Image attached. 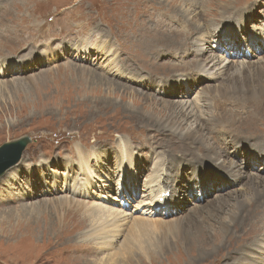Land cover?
Here are the masks:
<instances>
[{"label": "rangeland", "instance_id": "obj_1", "mask_svg": "<svg viewBox=\"0 0 264 264\" xmlns=\"http://www.w3.org/2000/svg\"><path fill=\"white\" fill-rule=\"evenodd\" d=\"M194 6L202 10L194 13ZM247 7L256 9V12H250L253 16L248 24L249 29L252 26L260 29L261 22H264V0H0V62L14 63L8 66V70L0 67V80L16 86L13 89L6 86L0 93V146L23 136L32 138L20 161L0 178V264H241L244 262L243 256H248V264L263 261L261 249L264 245L261 247L259 243L264 242V211L257 216H244L245 212L241 215L233 203L247 202L243 211L250 208L248 199L251 202L264 199L261 197L264 185L255 182L247 187L249 178L264 180V163L253 161L244 153L233 156L231 148L224 152L227 162L223 167L232 160L240 164L246 176L241 182L242 186L234 185L233 181L224 185L222 171L228 170L218 167L223 158L215 161L200 155L191 157L173 149L170 156L177 157L172 162L170 156L163 159L167 166V177L179 180L190 172V178L196 174H206L207 182L211 181L210 186L200 199L196 198L195 191H186L189 192L186 196H179L183 208L176 215L167 214L163 208L157 213H146L149 219L164 218L172 222L194 215V208L200 206L204 211L201 216L211 214L197 221L201 224L198 226H204L210 232V238L200 242L178 239L174 234L167 235L158 228L153 230V239L163 243L149 250L134 245L129 252L116 254L115 261L110 258L123 248L126 236L134 232L131 220L150 206L143 201L148 193L144 188L146 178H138L140 189L136 194L133 193L134 184L127 182V176L135 173L136 163L128 156L127 150L138 152L145 160L146 167L141 175L148 178L149 159L156 146L163 141L158 135L159 130L153 131L143 126L139 120V110L146 113L150 102L152 106L162 107L169 101L174 102L178 110L182 106L186 110L189 103L196 102L194 112L198 113L202 123L207 124L208 119L215 120L217 115L215 109L202 104L204 96L210 97L214 86L221 85L226 75H239L242 66L246 67L249 60L254 65L264 62V53L252 54L241 43L242 37L239 36L241 49L238 50L242 51L237 57H227L228 66L225 69L228 71L216 82L205 78L201 80L203 88L190 91L178 87V84H171L173 95H160L145 88V79L169 80L172 76L170 73L179 68L174 64L193 59L189 54L187 57V53L176 55L166 50L161 56L160 50H180L184 44L199 39L205 56H210L214 45L207 44L203 40L206 37L198 36L196 32L187 34V28L194 26V29L198 27L200 30L208 26L211 33L216 34L215 24L220 19L224 20L236 10ZM163 9L176 18H168L163 14ZM97 33L108 35L105 37H109L112 44L111 53L104 55L92 49L93 56L87 58V53L81 52L80 48L95 47ZM51 49L58 51L60 56L54 57L49 52L47 59L44 53ZM222 51L225 52V49ZM243 54L248 58L242 57ZM30 59L33 62L25 63ZM84 68L111 78L115 85L90 86L84 83L86 78L78 74ZM125 77L128 79L124 80ZM118 83L128 88L121 89ZM137 93L145 96H137ZM146 95H150L151 99ZM199 97L201 102L196 99ZM128 108L130 113L127 112ZM260 110L264 113L261 104ZM241 112L243 117H248L245 109H241ZM260 119L264 121V116L253 123L243 120L240 123L243 127L240 125L239 130L249 135L261 133L259 129L264 128V122ZM198 152L202 154L201 150ZM156 160L155 156L154 162ZM206 162H210L209 168ZM41 163H45L42 172L37 170ZM178 166L183 168L182 173L176 170ZM90 167L96 171V177L104 176L101 183L99 177L96 179L100 186L97 191L92 190ZM154 168L159 170L156 165ZM12 169L17 172L10 176ZM155 172L150 173L149 178ZM256 187L259 193H252L248 189ZM73 188H77L74 195L71 193ZM119 188L121 192L124 189L125 193H129V200L124 206L126 211L121 209L123 202L121 204L119 199ZM163 192L153 197H160ZM57 199L67 200L68 205L55 210L50 205L44 210L38 209V221L31 223L25 218L6 216L9 208H33L43 201L49 203ZM76 200H84L87 204L79 206ZM223 203L225 205L221 207ZM96 205L104 207L105 213H109L107 210L110 209L122 214L116 219L118 227H113L112 216L107 217L108 224L105 219L100 222L108 226V237L112 236L110 240L114 249L103 245L105 231L101 225L92 224V219L87 215ZM234 212L240 215L236 224L232 218L230 221ZM48 218L49 221L46 220ZM223 222L230 228L227 233L219 230ZM190 226L191 222L186 223L183 232H196ZM93 232L97 236H93Z\"/></svg>", "mask_w": 264, "mask_h": 264}, {"label": "bare ground", "instance_id": "obj_2", "mask_svg": "<svg viewBox=\"0 0 264 264\" xmlns=\"http://www.w3.org/2000/svg\"><path fill=\"white\" fill-rule=\"evenodd\" d=\"M196 10L201 11L202 9H200L199 6L198 7L194 6V13L197 12ZM251 11L256 12V9L254 10L252 9V7H247L245 10H236V12L233 13L232 15L230 14L228 18L224 20L220 19L218 23L215 24V28L217 29L216 34H212L210 31V27L208 26H204L200 30L198 27L196 29H194V26L188 27L187 34L196 32L198 36L206 37V38H203V40L206 41L207 44L211 43L210 44L211 46L214 45V47H211L212 49L211 55L207 57L205 56L206 53L205 51H203L201 40L199 39L195 41H191L188 44H184L182 49L180 50H169L168 48L162 49L160 50L161 56L163 55V50L164 51L166 50L167 52H170L176 55H180L181 53H184V54L187 53V57L189 54L190 56L193 57V59L188 60V61L183 60L179 62L178 64H174L175 66L179 68H177L175 72L170 73L172 74V76L169 80H165V79L158 80L154 77L146 78L145 81L146 80L147 81L144 84L145 88L149 90H153L155 94L156 93H159L160 95L168 94L172 96L173 92L170 89L171 84L173 85L178 84L179 85L178 87H181L183 89H187V91H190L193 88L195 89L199 87L203 88L204 85L201 84V80H205V78L212 79L213 81L216 82L217 79L225 73V71H228L225 69L228 66L226 65L227 60H228L227 57H230L231 55H235L237 57L239 55L238 53H241L242 50L241 51L238 50V49H241L240 46L238 45L239 36L242 37L241 43L244 45V47L248 51H251L252 54L264 53V22H261L262 24H261L260 29H257L254 26H252V28L249 29L248 24L251 21V17L253 16L250 13ZM163 14L167 15L168 18H176L175 15L169 12H166L164 9H163ZM165 21L171 24V22H168L167 20ZM202 29H204V31ZM105 36H108V35H104V33H97V42H96L95 47L93 48L92 47L90 48L88 46L82 47L80 48L81 52L84 51L85 53H87L86 54L87 58L88 57L90 58L93 56L91 53L92 49L93 50L95 49V52L103 53L104 55L110 54L112 44L109 42V37H105ZM45 39H47V37H45ZM224 49H225V52L222 51ZM49 52L50 54H53L54 57L60 56L58 51L54 52V50L51 49V50L45 51L44 53L46 54L47 59H49L47 55ZM245 52L246 51H243V53ZM38 57L37 59H39ZM242 57L246 59L248 58L246 54H243ZM27 62L28 63L33 62V59L25 61V63ZM232 62L233 61H231V63ZM248 62H247V66L245 65L246 67L242 66V71H240L239 75H230L227 72L228 75H226L227 76L226 80L225 81L223 80L221 85L214 86V88L212 89L213 94L210 97L204 96L205 98H203L204 100L202 104H204L205 106L211 107V109L212 108L215 109L216 110L215 114L217 115L215 120L212 118L211 120L208 119L209 121L207 124L202 123L199 116H197L198 113L196 114L194 112V110H196L195 109L196 102H194L193 104L189 103V106L186 110H184L183 106L180 110H178L177 108H175L174 102H171V101H169L168 103L162 104L163 105L162 107H157L156 105L152 106V103L150 102L148 106V112L146 113L139 110L140 112L139 120L141 121L143 126L147 128H151V130L153 131L159 130L160 134L158 135H160L161 138L163 139V141L160 142L159 145L156 146V148L158 146L159 147L153 150V155L149 159V166L147 167V171H149L150 173L157 171L154 168L155 165L156 167H159V170L155 172L151 178H149L150 173H148L147 176L149 179L146 177V175H141L146 167L145 160L141 159L140 154L138 152L131 150V149L129 151L127 150L128 156H130L132 160L136 161L135 173L133 176H127L128 178L127 182L130 184H134L133 193L136 194L138 190L140 189L138 178L139 179L146 178L144 181V184H145L144 188L146 189V192L148 193L146 194V197L143 199V201L146 203H149L150 206L147 208L145 212L136 215L134 219L131 220L132 228H133L132 230L134 232H130L126 236L123 242V245H124L123 248H121L120 250H117L116 251L117 253L112 254L110 256L112 261L113 260L115 261L116 254H119L120 252H123V253L129 252L130 250L129 248L135 247L134 245H137L138 246L137 248H140L143 250H149L154 245L156 246L158 243L159 244L163 243L160 240L157 242L153 239V234L155 233L153 230L158 229V228L163 229L164 230L163 233H167V235L174 234V236L177 237L178 239H184V240L191 239L194 242H200V240H205V239L210 238L211 236L210 232L204 226H198L201 224L198 223L197 221L204 217H210L211 214L208 212L209 214H207L206 216L204 215L201 216L203 210L200 206L197 208L195 207L196 210L194 208V213H195L194 215H191L190 217H184L183 220L177 219L175 221L168 222L164 218L154 220V219H149L146 216L147 212L157 213L158 210L162 208H163L162 210H165V212L167 211V214L173 213L176 215L183 208L180 205V199L178 198L179 196L184 197L189 192L195 191L196 198L200 199L203 196L204 190L210 186L211 181L207 182V179L205 178L206 174H204L203 176H199L196 174L195 176L190 178L192 173L189 170L188 172H190V174H186L185 176L181 177V179L179 180L173 179V178L169 179L167 177V174L165 173L167 166H165L166 163L163 161V159L168 158L171 155L173 149H178L181 152H183V154H188L191 157L195 155H200L205 158H211L215 161L217 159L219 160L223 158L224 160L221 161L222 163H219L220 165H218V167H223L224 163L227 162V158L224 156V152H228L230 148L232 149V153H234L233 156H237L240 153H244V155L246 154L247 156H249V158L253 159V161H261L262 163H264V128L259 129L260 131H262L261 133H253V135H249L250 133H246V132L239 130L240 125H242L240 123H243V120H247L245 121L247 123H253L256 120H259V117L262 118L264 116V113H262L260 110V104L264 106V62H259L258 64H255L256 66L254 65V62H252L251 60H249ZM11 64H14V63L5 62V60H3L0 62V67L2 70L3 69L8 70V66ZM216 69L218 70L215 71ZM149 73L152 74L154 72H149ZM5 74L6 72L4 73V75ZM78 74L88 79L89 81H86V79H84V83L90 86H94V85L103 86V85H108V84H110L111 86H114L115 85L114 83H116L111 78L105 77L97 72L95 73L89 68H84L81 71V73H78ZM123 79L127 80L128 78L125 77ZM119 84L120 83H118V86L121 89L128 88V86L127 87L121 86ZM6 86L7 88H10V89L16 88L15 85L13 84L8 85V83L0 80V93L5 90ZM202 88H200V90L204 91V89ZM196 93L201 95V93L199 92H196ZM139 95H141L142 97L145 96V94L137 93V96ZM146 97L151 99L150 95H146ZM160 98L165 99L162 96ZM196 99L198 102H201L200 97ZM225 102L226 104L224 105ZM185 105H187V103ZM241 109H245L246 115H248V117H243ZM127 112L130 113L129 108ZM254 112H257V113L254 115ZM134 114L135 113H133V115ZM261 121L264 122L263 120ZM242 135H246L247 137H244ZM157 138L159 139V137ZM174 147H177V148H174ZM198 150H201L202 154H200ZM154 153H156V155H154ZM155 156L157 158L156 162H154ZM124 157L128 158L126 155H124ZM176 157L177 156H173V155L170 156L169 157L170 162H172L171 160H174ZM191 157H188V159ZM88 160L90 161L89 158ZM181 162H184V160H182ZM68 163H71V162H68ZM43 164L45 163H41L38 166L37 170L42 172ZM205 164H208V166L206 167L209 168L210 162H206ZM223 168L228 170V171H225V170L222 171V173L224 174L223 176L225 177L223 178L224 185L226 184L229 185L230 182L233 181L234 185L242 186L241 182L244 178H246V176L240 164H238L235 160H232V163L225 165ZM181 169L178 166L176 170L178 171V173H182ZM187 169H190V168L187 167ZM160 170H163L164 173L162 174ZM10 171H11L10 176H13L17 172L16 169H12ZM89 171H90L89 176H91L92 178L91 182L93 184L92 190L97 191L100 186H98V182L96 181V179L99 177L101 179L99 183H101L104 181V178H103L104 176L99 175L98 177H96V171L92 169L91 167ZM51 178L53 179V177ZM125 178H126V175L124 176V179ZM118 180L120 181L121 178H118ZM249 180L250 181L247 184V187H250L255 182H257L258 185H264V180L261 178H259V180L249 178ZM123 181L126 183L125 180ZM182 181L184 183H182ZM185 182H187V184H185ZM14 188L15 187H13V189ZM248 189L252 190V193L260 192L258 187L254 189L252 188H248ZM115 190L116 189H114L113 191ZM163 190L165 192H163L160 197H156V198L153 197V196H159ZM198 190H200L199 193L197 192ZM76 191H77V188H73V190L71 191L72 195H74V192ZM106 191H109V190H105V192ZM121 191L122 189L119 188L118 195L120 196L119 199L121 201V204L123 202V204L121 205V209L125 210L124 206L127 205L125 203L127 200H129V197H128L129 193L127 192L125 193L124 189H123V192ZM186 191H189V192L186 193ZM122 194L123 196L121 197ZM12 195H13V192L11 191L10 196L12 197ZM124 196L126 198H124ZM261 197H264V194ZM248 200H249L248 204L250 206L248 210L242 211V208L245 207L247 202L242 203L241 201H237L236 203L235 201L233 203V206L237 208V210H240L241 215L243 214V212H245L244 216H248V215L257 216L261 211H264V209L262 210V207L264 206V201H263L264 199L259 198V200H256L253 202H251L250 199ZM76 202L78 203L79 206L80 205L86 206L87 204L86 202H84V200L83 201L76 200ZM69 203H71V201ZM64 204L68 205L67 200L65 199L63 200L57 199V201L49 202V203L46 200V201H43L42 204H39L38 206H34L33 208L32 207L31 208L21 207L20 209L19 207L11 208V209L9 208L8 211L6 212L7 213L6 216L7 218L11 217L12 219L17 218V217L25 218V219H28V221L32 223L33 220H37V221L39 220L40 213L38 212V209L43 208L44 210L50 205L52 209L55 210L56 208L61 207ZM224 205L225 203H223L221 207H223ZM120 211H123V210H120ZM211 211L212 209L210 210V212ZM107 212L109 213H105L104 207L96 205L94 206V208L91 209V213L87 215L92 219V224L96 223L97 225H101L103 230L105 231L103 232V234L105 235L106 240H103L104 238H102L103 245L113 248L112 240H110L112 236L110 238L108 237L110 234V232H108L109 228L107 225L100 224V222L105 219L108 224L109 220L107 219V217L112 216L114 219L113 227H118V223H117L118 221H116V219L120 217L122 214L119 213V211L114 212V210L111 211L110 209L107 210ZM144 215L146 217H144ZM231 218L233 221H235L234 224H236V222L240 218V215H238L237 212H234V215L230 216V221H231ZM46 220L49 221L50 219L48 218ZM190 222H191L190 229L195 228L196 232H191L189 229H188L189 230L188 232H183L185 231L186 223H190ZM192 223L195 226H193ZM187 225H190V224H187ZM55 227H58V226H55ZM257 229L258 227L256 228V231ZM219 230H224L225 233H227L230 230V228L226 223L223 222ZM95 232L92 233L93 236L94 235L97 236V233ZM259 245L262 247V245H264V242L259 243ZM261 250H263V253H262L263 261L260 264H264V248H262ZM256 252H257V249L255 248L254 253ZM242 261L244 262L241 264H248V256H243Z\"/></svg>", "mask_w": 264, "mask_h": 264}, {"label": "water", "instance_id": "obj_3", "mask_svg": "<svg viewBox=\"0 0 264 264\" xmlns=\"http://www.w3.org/2000/svg\"><path fill=\"white\" fill-rule=\"evenodd\" d=\"M31 142L32 138L27 135L0 146V178L20 161L23 152Z\"/></svg>", "mask_w": 264, "mask_h": 264}]
</instances>
